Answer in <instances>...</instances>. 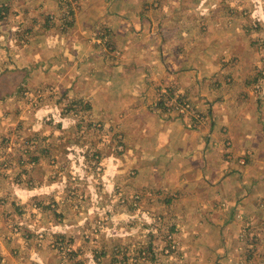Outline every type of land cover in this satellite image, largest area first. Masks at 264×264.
Listing matches in <instances>:
<instances>
[{
    "label": "rangeland",
    "instance_id": "374dc122",
    "mask_svg": "<svg viewBox=\"0 0 264 264\" xmlns=\"http://www.w3.org/2000/svg\"><path fill=\"white\" fill-rule=\"evenodd\" d=\"M52 1L57 15H49L48 21L59 24L69 20L77 0ZM171 3L167 1L166 6L173 9ZM177 3L181 11L176 9L175 15L179 18L183 13L179 22L181 27L186 26L188 36L204 38L202 42L210 40L212 73L204 83L210 84V108L212 102H218L220 108L210 110L208 115L171 85H156L151 98L137 95L138 99L144 98L142 104L135 107L134 102L129 108L143 106L159 120L186 122L189 130L218 125V129H213L222 136L223 156L233 171L232 166L239 165L238 161L247 163L250 159L247 152L252 148L248 151L241 146L242 140L249 141L245 137L256 136L258 142L252 140V147L264 149V0ZM162 5L165 7L164 2ZM160 14L154 12L153 19ZM0 26V185L6 190L8 184L14 188L18 182L28 190H15L22 193L26 207H15L9 216L0 209V223L21 220L9 230L20 237L31 236L24 243L12 245L25 250L12 255L23 261L14 260L13 264H98L103 258L108 264H222L221 256L215 252L217 243L209 242L206 231L207 214L211 212L206 200L201 205L205 207L195 208L191 200L183 201V196L179 200L178 193H151L142 185L141 177L148 175V168L158 170L160 163V169H164L166 157L153 156L148 160L142 155L148 146L137 142L145 133L126 120V106H119L120 121L112 123L107 108L114 109L117 100L107 89L108 80L98 79L99 83L104 82L103 97H87L75 89L82 71H92V65L71 55L73 46L77 48L75 40L68 38L71 44L68 42L64 50L60 47L64 36L54 26L55 34H36L31 38L38 43L48 39L56 49L54 53L49 49V57L45 52L41 61L29 63V59L21 64L20 46L27 45L29 34L16 29L6 16L0 19ZM100 28L85 36L92 38L97 49L93 56H102L108 62L113 47L109 34ZM58 50L61 53L57 54ZM95 75L98 77V72ZM121 84L118 81L115 86ZM122 95L128 101L127 88ZM223 97L226 103L222 107ZM106 98L110 104L107 108L100 104ZM182 102L190 106L178 109ZM226 110L232 116L230 123L223 119ZM148 120L151 119L141 116L138 124L151 123ZM151 126L154 128L155 122ZM258 138L263 139V145ZM214 145L212 149H217L218 142ZM217 153L216 150L214 154ZM36 157L50 170L49 185L32 177ZM23 170L27 172L24 176L20 175ZM3 200L0 197V207ZM257 200L260 211L264 198ZM218 204L222 209L235 206L231 217L237 222L243 219L235 201L224 198ZM252 214L259 216L261 212ZM248 225L243 224L244 232L250 229ZM145 237H151V246L137 239ZM2 238L6 241L5 236ZM80 242L84 251L74 247ZM0 264H5L1 254Z\"/></svg>",
    "mask_w": 264,
    "mask_h": 264
},
{
    "label": "crops",
    "instance_id": "0c3cea01",
    "mask_svg": "<svg viewBox=\"0 0 264 264\" xmlns=\"http://www.w3.org/2000/svg\"><path fill=\"white\" fill-rule=\"evenodd\" d=\"M167 1L172 2L173 9L166 6ZM179 1L181 0H77L76 6L70 11L69 20L65 22L61 20L59 24H52L48 21V16L57 15L52 0H0V15L4 18L5 16L9 17L11 25L19 31L29 34L27 45L20 46L22 55L18 61L21 64L24 60L29 59L27 61L29 63L41 61L46 54L49 57V49L53 53L56 50L45 38L47 35H44L45 39L39 43L32 42L31 38L36 34H55L54 26H56L58 33L65 37H62L64 41L60 44L64 50L67 49V44L70 41L68 38L74 39V45H77V48L73 46L75 51L72 49L71 55L77 57L83 64L92 65V71H82L81 76L76 80L78 84H74V87L78 93L87 97H103L106 93L102 86L104 82L99 83L98 79L108 80L107 89H110V95L117 102L114 109L111 110L107 108L110 107L108 98L101 101L100 104L109 109L112 123L120 121L119 106H126L127 109L124 111L126 120L130 122L129 124L134 123L137 127L135 129H140L145 133L141 136L144 137L142 141L137 142L148 146L142 155L148 160H151L153 156L161 158L164 155L166 157L167 163L164 164L166 165L164 169H160L162 164L159 163L158 170L151 166L148 168V175L141 177L142 185L147 189V192L178 193L179 200L180 196H183V201L191 200L196 206L195 208L205 207L201 205L206 200L211 211L210 214H207L206 231L212 240L209 242L217 243L218 249L215 252L217 257L221 256L222 264H264V246H262L264 208L259 211V201L257 200L258 197L264 198V149L260 150L251 145L252 140L257 144V137L250 135V138L245 137L249 140L248 142L242 140L243 149L249 151L252 148L247 152L250 153V159L247 163L238 161L240 164L233 165L234 170L231 171L230 163L225 161L223 156L222 136L216 133L218 125L213 124L212 128L209 125L198 130H189V125L186 122L159 120L143 106H138L136 110L129 108L134 102H136L135 107L137 103L142 104L144 98L138 99L137 95L138 97L145 95L150 98L154 96L156 85L158 87L171 85L180 89L199 110L208 115H210V110L218 111L220 108L218 102H212L210 108V84L204 83L208 81L210 72L212 73L210 71V40L202 42L204 38L197 40L196 36H188V32L185 30L186 26L181 27L179 22L183 13L179 14V18L175 15L176 9L181 11L177 5ZM151 5L157 8L153 10ZM156 11L161 14L153 19V13ZM185 16H189V14ZM3 17L0 16V19ZM100 27L110 35L108 37L113 47L109 53L112 55V59L108 62L102 56L99 58L93 56L92 52L97 53V49L91 43L92 38L85 36V33L88 34ZM69 44L71 43L69 42ZM216 44L214 42V47ZM59 53L61 52L58 50L57 54ZM18 61L15 60L17 64ZM53 61L54 59L49 63L52 65ZM97 72L98 77L95 75ZM118 81H122V84L115 86ZM81 82H84L82 88ZM92 82L96 83L92 85ZM124 88H127L130 93L128 101L123 100ZM223 99L224 101L220 103L222 107L226 103V97ZM101 111L100 109L98 113ZM141 116L151 119L148 120L151 123L138 124ZM223 119L228 123L232 121L231 113L228 110L223 112ZM153 122H155V127L151 128ZM213 127L217 129L214 130ZM258 140L263 145V139L258 138ZM215 142H218V148L212 149ZM216 150L218 153L215 155ZM240 151L239 155L242 153V148ZM33 161L35 165L32 177L36 179V182L45 180V184L49 185L50 170L44 167L41 158L36 157ZM26 173L23 170L20 175L24 176ZM154 182L158 183L154 185ZM17 183L15 182L14 188L8 184L6 190L3 189L5 187L2 184L0 185V197L5 202L0 209H3L5 216H9L15 207L22 206V209L26 207L27 202H23V196H20L22 193L17 194V192L28 190ZM189 194H191L190 197ZM224 198L238 204L243 214L241 221L237 222L231 217L235 206L224 209L220 207L218 202ZM144 204L149 206L147 203ZM253 211L261 212V214L254 215ZM20 221L3 220L0 223V254L4 258L5 264L8 262L13 264L14 260L23 262L14 259L12 255L17 254V251L25 250L15 249L12 245L19 242L24 243L31 236L20 237L9 230L11 225L21 224ZM243 224H249L250 229H245L244 232ZM210 228H212L213 234H211ZM69 230L72 228L70 227ZM75 234L74 232L72 235ZM242 235H245L244 239ZM248 235L252 236L251 239L254 237V240L248 238ZM3 236L6 241L2 238ZM137 239L142 244L147 243L148 246H151L149 244L151 237ZM249 241L251 245H249ZM83 245L80 242L74 247L84 251ZM23 254L28 255L27 252H23ZM260 258L261 260H259ZM98 264H108V260L103 258ZM113 264H115L114 261Z\"/></svg>",
    "mask_w": 264,
    "mask_h": 264
},
{
    "label": "built area",
    "instance_id": "2783aa9c",
    "mask_svg": "<svg viewBox=\"0 0 264 264\" xmlns=\"http://www.w3.org/2000/svg\"><path fill=\"white\" fill-rule=\"evenodd\" d=\"M184 106H185L186 109H187L190 105L187 104V103H185V102H184V103L182 102L181 105H179L177 108L180 109V110H183L182 108H184Z\"/></svg>",
    "mask_w": 264,
    "mask_h": 264
}]
</instances>
